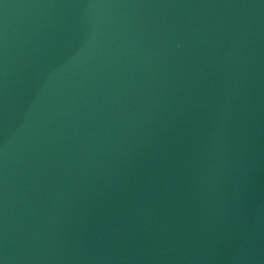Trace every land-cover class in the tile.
Listing matches in <instances>:
<instances>
[{"label":"water","instance_id":"1","mask_svg":"<svg viewBox=\"0 0 264 264\" xmlns=\"http://www.w3.org/2000/svg\"><path fill=\"white\" fill-rule=\"evenodd\" d=\"M262 236L264 0H0V264Z\"/></svg>","mask_w":264,"mask_h":264}]
</instances>
